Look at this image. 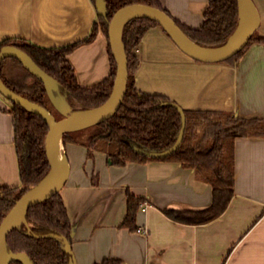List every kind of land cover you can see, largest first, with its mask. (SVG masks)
<instances>
[{
    "label": "crops",
    "instance_id": "crops-1",
    "mask_svg": "<svg viewBox=\"0 0 264 264\" xmlns=\"http://www.w3.org/2000/svg\"><path fill=\"white\" fill-rule=\"evenodd\" d=\"M252 2L259 15L254 36L264 38V0ZM207 5L208 0H161L173 19L191 29L202 26ZM96 22L91 0H0V42L20 38L42 48L64 47L86 39ZM133 54L138 91L164 96L182 110L264 120V43H251L232 65L202 64L182 54L157 26ZM68 61L82 87L105 79L110 63L101 30L77 46ZM9 108L0 95V186L15 188L20 180ZM61 154L68 171L59 194L75 264H264V137L234 140V195L220 217L195 226L163 213L210 205L212 188L193 169L164 160L115 166L107 153L88 155L73 143L62 146ZM127 192L141 203L133 224L122 226Z\"/></svg>",
    "mask_w": 264,
    "mask_h": 264
},
{
    "label": "trees",
    "instance_id": "trees-1",
    "mask_svg": "<svg viewBox=\"0 0 264 264\" xmlns=\"http://www.w3.org/2000/svg\"><path fill=\"white\" fill-rule=\"evenodd\" d=\"M94 1L91 0L93 6ZM107 16L97 17L88 37L72 45L59 48H42L20 38H7L0 42L3 47L20 50L32 63L51 78L54 89L48 95L41 77L27 70L16 58L4 57L0 62V81L14 94L46 109L56 121L74 112L91 111L101 107L113 89L116 66L107 42L110 63L108 76L91 87L80 86L68 55L79 45L90 43L98 30L107 39V28L115 11L131 4H143L165 12L180 31L195 45L216 49L224 46L238 24L237 0H208L203 23L199 29H191L173 19L161 6V0H104ZM159 24L147 17H135L127 21L121 31V44L127 60L128 79L122 103L108 120L91 127L83 141L74 134L61 138L62 146L79 144L92 152H105L112 165L128 162L144 163L164 160L179 163L183 168L193 169L196 176L212 188L210 205L202 210H165L170 220L185 225H204L220 217L234 195V140L239 137H264V120L236 118L228 112L182 110L185 128L179 147L165 158H150L138 154L135 149L161 153L174 145L181 128V116L168 98L146 94L134 87L133 77L138 60L133 54L144 34ZM253 42L264 43V38L248 40L246 46L232 58L219 64L232 65ZM62 99L77 110L64 112L56 104ZM12 116L13 144L17 158L20 184L10 188L0 186V222L14 206L43 180L49 171L44 156V139L47 123L37 115L27 112L10 102L8 111ZM141 199L126 193V215L122 226L133 224ZM69 244L70 222L64 203L57 193L45 202L28 209L20 224L5 239L8 255L25 254L30 264H74L71 253L65 249ZM8 264H23L10 259ZM102 264H119L118 260Z\"/></svg>",
    "mask_w": 264,
    "mask_h": 264
},
{
    "label": "water",
    "instance_id": "water-1",
    "mask_svg": "<svg viewBox=\"0 0 264 264\" xmlns=\"http://www.w3.org/2000/svg\"><path fill=\"white\" fill-rule=\"evenodd\" d=\"M237 6L238 24L230 38L236 32H239V39L233 45L228 46V42L230 40L229 38L224 46L216 49H209L210 51H215L214 53L210 54L199 52L190 47L184 41L182 36L187 40L189 39L180 31L174 21L165 12L143 4H131L119 8L112 15L107 28V42L111 56L116 66L113 89L107 101L101 107L88 111L91 113L90 115L77 121L66 122L70 115L63 120L56 121L55 118L46 109L36 104H33L28 100L9 91L2 85L0 81V95H2L9 102H12L21 107L22 109L26 110L27 112L40 116L47 123L48 131L44 139L43 150L49 168L47 176L43 180H41V182L35 188H33L31 192L16 201L14 206L9 210V212L0 222V252L2 249L5 250L4 243L8 233L20 224H15V221L19 217H21L22 221L24 213L28 209L45 202L55 194L59 193L63 188L66 181L68 169L64 155L61 154V159H58L54 153L53 145L56 140H61L62 136L65 134H73L90 129L91 127H94L110 119L119 109L126 91L128 79L127 60L120 40L123 25L127 21L135 17H147L153 19L159 24V27L165 32V34L169 37V39L176 46V48L186 57H188L192 61L202 64H219L227 61L228 59L236 55L238 52H240L246 46L248 40L254 34L259 25L258 11L252 0H237ZM94 8L97 17L107 16L106 3L104 0H95ZM199 48L208 49L202 47ZM6 56H12L16 58L27 70L41 77L45 89L48 95L50 96V90L55 88L53 87L54 84L50 77H48L20 50L15 47L7 46L1 48L0 62ZM174 107L178 110L181 116V128L174 145L161 153H149L135 149L138 154L150 158L160 159L167 157L179 147L183 138L185 128V116L182 109L178 105L174 104ZM60 108L64 112L69 111L68 107H66V105L64 104ZM47 178H49L50 180L49 187L43 192L33 193L35 189L38 188V186ZM65 249L67 252L72 254L70 244L66 241ZM8 258L9 259L6 264H8L10 259H19L20 261H22L23 264H30L28 257L22 253L13 254L11 256L8 255Z\"/></svg>",
    "mask_w": 264,
    "mask_h": 264
},
{
    "label": "bare ground",
    "instance_id": "bare-ground-1",
    "mask_svg": "<svg viewBox=\"0 0 264 264\" xmlns=\"http://www.w3.org/2000/svg\"><path fill=\"white\" fill-rule=\"evenodd\" d=\"M120 29V28H119ZM240 37L239 32H236L229 40L228 42V46L233 45ZM182 38L184 39V41L193 49L205 53V54H210V53H214L215 51H210L209 49H200L199 47H197L196 45H194L193 43H191L189 40H187L186 38H184L182 36ZM91 113L88 111H83V112H75L70 114L68 120L66 122H72V121H77L80 119H83L85 117H87L88 115H90ZM54 147V153L56 155V157L58 159H61V151H62V145H61V140L57 139L56 142L53 145ZM49 183L50 180L49 178L45 179L39 186L38 188L35 189V191L33 193H40L45 191L48 187H49ZM21 222V217H19L16 221L15 224H18ZM8 255L6 254L5 250L2 249L0 252V264H6L8 261Z\"/></svg>",
    "mask_w": 264,
    "mask_h": 264
},
{
    "label": "rangeland",
    "instance_id": "rangeland-1",
    "mask_svg": "<svg viewBox=\"0 0 264 264\" xmlns=\"http://www.w3.org/2000/svg\"><path fill=\"white\" fill-rule=\"evenodd\" d=\"M54 87V86H53ZM63 103L64 105H68L65 101H63L62 99H58L56 101V104L60 107V104ZM70 105V104H69ZM71 106V105H70ZM71 109L72 110H77V107L74 105L71 106ZM75 135V138L80 140V141H83L85 139V137L89 134V130H84V131H80V132H77V133H73Z\"/></svg>",
    "mask_w": 264,
    "mask_h": 264
},
{
    "label": "built area",
    "instance_id": "built-area-1",
    "mask_svg": "<svg viewBox=\"0 0 264 264\" xmlns=\"http://www.w3.org/2000/svg\"><path fill=\"white\" fill-rule=\"evenodd\" d=\"M144 206L146 207L147 204L144 205ZM145 207H143L142 210H145V209H144ZM135 231H136L137 234H140V235L146 236V231H145L144 229H142V228H137Z\"/></svg>",
    "mask_w": 264,
    "mask_h": 264
}]
</instances>
